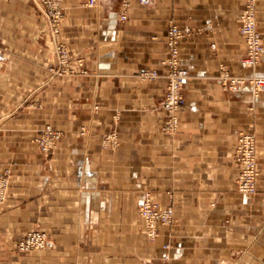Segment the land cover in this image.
<instances>
[{
  "label": "crops",
  "instance_id": "obj_1",
  "mask_svg": "<svg viewBox=\"0 0 264 264\" xmlns=\"http://www.w3.org/2000/svg\"><path fill=\"white\" fill-rule=\"evenodd\" d=\"M86 1L64 0L55 36L40 0H0V173L10 172L0 264H163L165 254L167 264H264V89L256 97L218 79L223 68L264 78V56L254 69L241 64L248 0ZM254 1L264 37V0ZM172 22L186 31L181 63L190 76L179 130L165 133ZM59 44L76 72L61 71ZM147 70L159 76L146 80ZM47 124L64 133L50 155L36 142ZM114 129L120 144L107 148ZM240 131L257 137L254 195L236 185ZM146 189L175 208L155 241L139 216ZM35 228L49 232L47 249L18 252Z\"/></svg>",
  "mask_w": 264,
  "mask_h": 264
},
{
  "label": "built area",
  "instance_id": "obj_2",
  "mask_svg": "<svg viewBox=\"0 0 264 264\" xmlns=\"http://www.w3.org/2000/svg\"><path fill=\"white\" fill-rule=\"evenodd\" d=\"M63 0H42L47 7L46 14L49 18V24L52 33L59 36L61 25L64 21V11L62 7ZM145 5L151 4L152 0H141ZM88 6L97 4V0H87ZM128 7L124 8L121 15L123 20L127 19ZM240 31L246 39L248 46L247 52L241 60L244 68H256L262 61L264 56V37L261 32L257 19V7L254 0H248L242 10L240 16ZM186 37L184 31L177 23L172 22L167 30V51L168 56L165 63L169 66L167 75V87L161 106L171 113L170 119L165 123V127L174 130L179 126V115L177 111L185 102L184 85L189 78V71L182 67L180 59L181 41ZM57 55L61 63V71L76 72L73 68L71 55L68 48L64 44H59ZM75 64L81 68L85 74L87 70L84 68V59L78 58ZM141 76L146 80H153L159 76L156 70L144 71ZM218 79L223 87L227 90L238 91L242 88L251 89L254 96H258L264 89V78L252 76H236L232 75L227 69L223 68ZM57 134L51 127L45 129L44 136L40 139L44 150H48L54 144ZM235 158L240 165V173L237 180V186L240 192L246 195H253L257 191L258 180L260 177V168L257 155V137L255 133L250 131H241L237 135L235 145ZM8 181L6 177L0 176V200L4 199ZM142 210L145 217L152 220L149 235L152 239L157 236L156 221L153 219L160 218L166 222H171L173 218V210H158L152 204L147 195L144 196L142 202ZM48 245V235L44 231L31 230L19 242V249L22 251L41 250Z\"/></svg>",
  "mask_w": 264,
  "mask_h": 264
},
{
  "label": "rangeland",
  "instance_id": "obj_3",
  "mask_svg": "<svg viewBox=\"0 0 264 264\" xmlns=\"http://www.w3.org/2000/svg\"><path fill=\"white\" fill-rule=\"evenodd\" d=\"M40 4H41V8L43 10V13H44V16L46 17L47 19V22L49 24V18L46 14V11H47V7H45L42 3V0H40ZM62 7H63V11H64V0L62 1ZM65 15V14H64ZM241 16V15H240ZM65 18V17H64ZM50 25V24H49ZM51 28V27H50ZM52 31V30H51ZM182 42V41H181ZM181 51V50H180ZM58 56V55H57ZM180 59H181V52H180ZM182 65V63H181ZM183 67V66H182ZM185 68V67H184ZM188 70V69H187ZM222 72V69L220 71V74ZM219 74V75H220ZM185 86V85H184ZM166 93V92H165ZM165 96V95H164ZM164 99V98H163ZM163 101V100H162ZM162 103V102H161ZM162 107V106H161ZM163 108V107H162ZM164 109V108H163ZM166 110V109H165ZM167 111V110H166ZM179 111V110H178ZM177 111L178 115H179V112ZM168 119L164 122V125L165 123L170 119L171 117V113L168 112ZM179 122H180V119H179ZM163 125L162 127V130L163 132L165 133H176L178 132L179 130V126L174 129V130H169L167 129L165 126ZM47 127H51L53 129V131H55V133L57 134V138H55L54 140V144L52 145V147L48 150H44L42 145H41V142H40V139L44 136L45 134V129ZM86 129H82V133H85ZM241 132V131H240ZM63 131L54 127L53 125L51 124H47L45 125L44 127H42L38 133H37V137H36V142L39 146V150L42 154L44 155H50L51 153H53V151H55V149L59 146V143H60V140L61 138L63 137ZM103 140H104V146L107 147V148H117L120 144V136H119V133L114 129V130H111L110 132L106 133L103 137ZM236 160V158H235ZM237 161V160H236ZM238 163V162H237ZM239 164V163H238ZM0 176H3V177H6L7 178V181H8V185H7V189L5 191V195H4V199L0 200V205L4 204L6 202V200L8 199V194H9V186H10V172L7 171L5 173H0ZM238 177H239V174H238ZM238 177L236 179V185H237V180H238ZM258 186V185H257ZM238 188V186H237ZM239 190V189H238ZM257 192V191H256ZM242 193V192H241ZM147 195L148 198L150 199V201L152 202L153 205H155L157 207L158 210H166V209H172L173 210V218H172V221L171 222H166L160 218H156V219H153L156 221L155 225H156V232H157V236L155 239H152L149 235V232H150V228H151V225H152V220L151 219H148L147 217L144 216L143 214V210H142V202H143V198L144 196ZM254 195V194H253ZM139 216L142 220V224H143V230L145 232V234L147 235V237L151 240V241H155L158 239L159 235H160V230H161V227L163 226H172L174 224V221H175V208L173 206V204H168V205H161L159 202H157L154 197H153V194L150 190H144L143 193H142V198H141V202H140V205H139ZM31 230H38V231H44L47 233L48 235V245L47 247L49 246L50 244V234L48 231H45L43 229H40V228H35V229H31ZM29 230V231H31ZM27 231L18 241H17V244H16V249L18 252H21V253H26V252H31V251H43L46 248L44 249H41V250H28V251H22L19 249V242L20 240L29 232ZM166 249L169 247V245H165L164 246ZM170 256L169 254H165L164 257H163V264H167V261L169 260Z\"/></svg>",
  "mask_w": 264,
  "mask_h": 264
}]
</instances>
